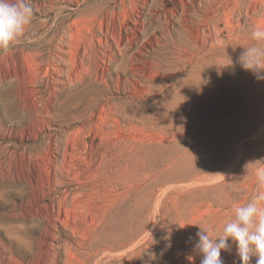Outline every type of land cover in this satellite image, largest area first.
<instances>
[{
  "label": "rangeland",
  "instance_id": "obj_1",
  "mask_svg": "<svg viewBox=\"0 0 264 264\" xmlns=\"http://www.w3.org/2000/svg\"><path fill=\"white\" fill-rule=\"evenodd\" d=\"M26 3L0 51V264H200L196 225L261 190L264 79L239 58L264 0Z\"/></svg>",
  "mask_w": 264,
  "mask_h": 264
},
{
  "label": "clouds",
  "instance_id": "obj_2",
  "mask_svg": "<svg viewBox=\"0 0 264 264\" xmlns=\"http://www.w3.org/2000/svg\"><path fill=\"white\" fill-rule=\"evenodd\" d=\"M32 8L26 0H0V51L8 52L30 24ZM252 39L264 42V29L255 28ZM239 63L251 71L257 79H264V47L246 48ZM258 187L261 189L247 203L234 209V218L217 231L205 225L198 226L195 250L202 257L200 264H224L222 252L235 245L240 264H264V168L256 170Z\"/></svg>",
  "mask_w": 264,
  "mask_h": 264
},
{
  "label": "bare ground",
  "instance_id": "obj_3",
  "mask_svg": "<svg viewBox=\"0 0 264 264\" xmlns=\"http://www.w3.org/2000/svg\"><path fill=\"white\" fill-rule=\"evenodd\" d=\"M244 5H245L247 11H249V7L246 6L245 2H242V6H244ZM255 10H256V8L253 11H255ZM249 12H251V11H249ZM255 26L258 27L259 25L257 24ZM259 80L262 81L263 79H259ZM173 102L175 103L176 100H174ZM168 105L174 106L172 102L169 103ZM250 127H251V131H250L251 137L249 138L250 143H251L250 148H251V150L252 149L260 150L259 145L264 143V96H259V95L255 96L252 100V114H251ZM255 154H257V153H255ZM245 159L246 158H236V162L239 160L241 162L240 166H242L245 162ZM261 168H264V164H263V167H261ZM134 189H135V187H134ZM71 250H72L71 247L67 248V252H70ZM51 256L52 255H50L48 253L45 260L43 261V264H51V262L53 261L52 260L53 257L51 258Z\"/></svg>",
  "mask_w": 264,
  "mask_h": 264
}]
</instances>
